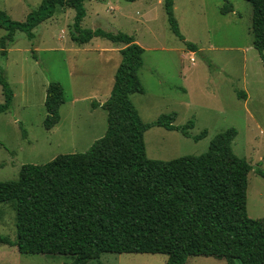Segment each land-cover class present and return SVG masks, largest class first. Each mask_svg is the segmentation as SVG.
I'll return each mask as SVG.
<instances>
[{"label":"rangeland","instance_id":"374dc122","mask_svg":"<svg viewBox=\"0 0 264 264\" xmlns=\"http://www.w3.org/2000/svg\"><path fill=\"white\" fill-rule=\"evenodd\" d=\"M41 1L0 0V11L20 23ZM163 1L87 0L81 27L133 36L144 49L138 72L144 94L131 95L143 123L168 114L176 115L174 125L179 128L193 120L191 138L159 127L148 129L143 140L149 160L199 156L217 134L236 129L232 151L252 168L247 175L246 213L251 219H262L264 179L256 170L264 172V64L252 45L251 5L229 0L235 12L223 16L222 0H172L180 34L197 49L192 53L171 33ZM74 15L71 9H56L51 19L33 30V39L17 31L13 42L6 43L5 54L0 51V74L13 93L10 110L0 114V182L17 180L23 165H43L58 155L83 153L106 130V113L102 121L100 111L90 110L93 103L109 97L121 61L115 48L123 45L102 38L81 47L75 44L70 39ZM4 35L0 28V39ZM52 82L61 84L64 104L59 108V123L48 131L43 127L44 100ZM203 131L206 136L194 141ZM0 235L16 238L10 204H0ZM166 260L164 255L147 254L99 258L103 264H166ZM71 261L69 256L21 255L15 247L0 245V264ZM186 264L225 262L197 256Z\"/></svg>","mask_w":264,"mask_h":264},{"label":"trees","instance_id":"16d2710c","mask_svg":"<svg viewBox=\"0 0 264 264\" xmlns=\"http://www.w3.org/2000/svg\"><path fill=\"white\" fill-rule=\"evenodd\" d=\"M86 1L42 0L20 23L0 11V28L6 32L0 39L3 55L17 31L33 39V30L59 8L74 11L70 39L75 44L102 38L124 46L110 95L101 105L107 114L104 135L83 153L23 165L17 180L0 182V204L12 206L16 228L15 240L0 235V245L15 247L21 255L69 256V264H103V254L164 255L166 264H186L197 256L225 264H264V218L251 219L246 213L252 168L232 151L236 129L217 134L199 156L149 160L143 140L148 129L159 127L191 138L194 122L176 127L175 114L142 122L131 95L144 94L138 75L144 49L133 36L83 29ZM222 1L220 14L232 13L229 0ZM244 1L252 8V45L264 64V0ZM163 10L171 33L189 52H196L179 32L173 1L164 0ZM0 87L3 114L11 108L13 93L1 74ZM63 104L61 84L50 83L44 100L45 130L59 123ZM205 136L203 131L193 140ZM256 174L264 179L261 170Z\"/></svg>","mask_w":264,"mask_h":264},{"label":"crops","instance_id":"0c3cea01","mask_svg":"<svg viewBox=\"0 0 264 264\" xmlns=\"http://www.w3.org/2000/svg\"><path fill=\"white\" fill-rule=\"evenodd\" d=\"M223 2V1H222ZM173 10H174V5H173ZM220 10V9H219ZM233 10H234V8H233ZM235 12V10L232 12V13H229V14H233ZM92 41V40H91ZM90 41V42H91ZM89 42V43H90ZM89 43H87V44H89ZM87 44H85V45H87ZM80 47L81 46H84V45H79ZM122 48H124V46H122V47H118V48H115V51L116 52H119ZM119 50V51H118ZM193 53V52H192ZM113 82H114V80H113ZM113 86V85H112ZM112 89V88H111ZM111 89H110V92H111ZM109 95H110V93H109ZM107 100V99H106ZM105 100V101H106ZM105 101H96L95 103L96 104H98V106H96V107H93V106H91V112L92 113H94V114H97L98 113V111H100L98 114H101V118H102V121H103V117H102V115H104V113H106L103 109H102V107H101V105L105 102ZM102 112V113H101ZM105 120H107V114H106V118H105ZM102 124H103V122H102ZM101 124V125H102ZM107 127V126H106ZM102 129V132H101V134L103 133V127L101 128ZM106 131V130H105ZM105 133V132H104ZM104 135V134H103Z\"/></svg>","mask_w":264,"mask_h":264}]
</instances>
